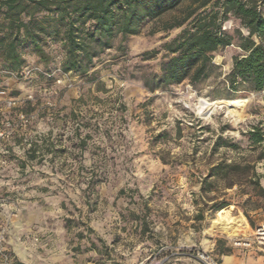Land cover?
Wrapping results in <instances>:
<instances>
[{
  "label": "rangeland",
  "instance_id": "rangeland-1",
  "mask_svg": "<svg viewBox=\"0 0 264 264\" xmlns=\"http://www.w3.org/2000/svg\"><path fill=\"white\" fill-rule=\"evenodd\" d=\"M238 27L235 18L225 23L231 33ZM180 31L147 21L125 52L113 48L96 60L95 78L69 75L70 87L43 77L31 53L24 76L1 71L0 127L9 120L16 130L10 141H0L8 160L0 165V197L7 199L0 226L7 225L20 263L159 264L172 253L198 251L220 261L208 231L234 236L213 224L217 214L195 220L201 180L223 153L239 157L232 148L213 150L220 134L248 146L241 133L264 120V90L230 92L226 75L241 52L236 45L214 53L217 69L205 81L150 90L145 79L160 72L164 44ZM221 99L238 104L201 110L204 101ZM21 114L34 116L25 123ZM258 171L264 175V161ZM254 207L253 224L240 208H229L239 235L264 223V210Z\"/></svg>",
  "mask_w": 264,
  "mask_h": 264
},
{
  "label": "trees",
  "instance_id": "trees-1",
  "mask_svg": "<svg viewBox=\"0 0 264 264\" xmlns=\"http://www.w3.org/2000/svg\"><path fill=\"white\" fill-rule=\"evenodd\" d=\"M231 18L240 22L233 33L225 28ZM150 20L160 21L164 31L181 28L164 44L160 72L145 79L150 90L185 80L192 85L205 81L217 69L214 53L231 45L241 52L233 56L226 75L230 92L264 90V0H0V78L1 71L8 77L24 76L30 67L27 53L37 56L43 77L61 67L69 75L95 78L96 60L113 48L125 52L130 39ZM241 134L248 141L246 147L233 137L218 136L214 151L223 147L241 152L234 159L223 153L203 176L197 222L235 205L253 224L249 207L264 210V175L258 171L264 161V120ZM36 153L32 148L33 158ZM235 186H249L254 192L230 193ZM226 241L218 239L217 253L231 251Z\"/></svg>",
  "mask_w": 264,
  "mask_h": 264
},
{
  "label": "built area",
  "instance_id": "built-area-1",
  "mask_svg": "<svg viewBox=\"0 0 264 264\" xmlns=\"http://www.w3.org/2000/svg\"><path fill=\"white\" fill-rule=\"evenodd\" d=\"M30 71H28L29 73ZM14 74V73H12ZM48 76H57V81L59 83L67 82V86H72V83L69 80V74L64 72L61 67L56 68L51 74H47ZM5 91H2L4 93ZM34 115L30 114H21L20 121L27 123ZM15 127L16 124L6 120L3 122L2 127H0V141L4 140L6 142L10 141L15 135ZM29 146H32V143L29 142ZM8 160L0 155V165L6 164ZM7 202L5 197H0V207H2ZM16 215V213L14 214ZM7 225L0 226V263L1 264H19L20 261L17 255L10 249L8 243V230ZM38 240V238H36ZM252 243L258 244L260 247L264 249V223L259 224L255 229L254 233L247 239L240 238L235 241L236 245L240 246H250ZM197 256L204 261L206 264H220L215 258L211 255L207 254L204 251H198Z\"/></svg>",
  "mask_w": 264,
  "mask_h": 264
},
{
  "label": "crops",
  "instance_id": "crops-1",
  "mask_svg": "<svg viewBox=\"0 0 264 264\" xmlns=\"http://www.w3.org/2000/svg\"><path fill=\"white\" fill-rule=\"evenodd\" d=\"M262 184L264 186V179L262 178ZM245 226L243 227L244 231H248L247 229V220L245 221ZM255 229V228H254ZM254 229L252 228V232L245 233L241 232L239 236L226 237V246L231 248V251L227 254H219L217 253V242L218 237L215 230H209L208 235L211 238L209 248L215 251L217 256L219 257V262L221 264H264V249L260 247L258 244L252 243L250 246H240L236 245L235 241L240 238H249L253 233ZM19 256V255H18ZM20 258V257H19ZM159 264H206L202 261L198 256L192 254L185 253H172L164 257Z\"/></svg>",
  "mask_w": 264,
  "mask_h": 264
},
{
  "label": "bare ground",
  "instance_id": "bare-ground-1",
  "mask_svg": "<svg viewBox=\"0 0 264 264\" xmlns=\"http://www.w3.org/2000/svg\"><path fill=\"white\" fill-rule=\"evenodd\" d=\"M216 104L227 105L231 107V106H236L238 102L236 100H229V99L217 100L214 103L204 101L203 104L201 105V110L203 112H210L213 106ZM229 213H230L229 209H222L218 211L217 212L218 218L213 221V224L215 226H219V227L223 226V228L230 229L234 237L239 236L238 227L233 225L234 218Z\"/></svg>",
  "mask_w": 264,
  "mask_h": 264
}]
</instances>
